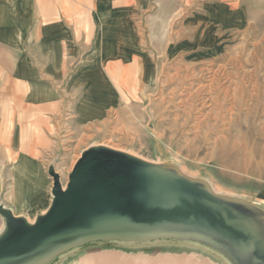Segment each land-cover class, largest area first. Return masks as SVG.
<instances>
[{
    "label": "rangeland",
    "instance_id": "obj_1",
    "mask_svg": "<svg viewBox=\"0 0 264 264\" xmlns=\"http://www.w3.org/2000/svg\"><path fill=\"white\" fill-rule=\"evenodd\" d=\"M147 27L158 76L145 85L136 70L120 75L118 105L100 121L79 124L73 106L70 121L55 124L56 150L43 158L66 186L82 152L106 145L176 166L218 195L256 201L264 191V0H159ZM42 196L17 187L18 209L32 210ZM107 242L132 248H110L103 263L88 264H170L159 249L186 243Z\"/></svg>",
    "mask_w": 264,
    "mask_h": 264
},
{
    "label": "crops",
    "instance_id": "obj_2",
    "mask_svg": "<svg viewBox=\"0 0 264 264\" xmlns=\"http://www.w3.org/2000/svg\"><path fill=\"white\" fill-rule=\"evenodd\" d=\"M158 1L0 0L1 205L34 222L52 202L49 168H58L43 157L56 150L55 124L70 121L73 106L79 124L100 121L118 105L120 75L136 70L145 85L149 76H158L147 27ZM24 186L44 194L32 210L18 209L16 189ZM249 203L264 208V191ZM4 228L0 214V234ZM99 243L68 251L51 264L103 263L107 251L132 248ZM174 246L159 249V257L170 264H228L201 246Z\"/></svg>",
    "mask_w": 264,
    "mask_h": 264
},
{
    "label": "water",
    "instance_id": "obj_3",
    "mask_svg": "<svg viewBox=\"0 0 264 264\" xmlns=\"http://www.w3.org/2000/svg\"><path fill=\"white\" fill-rule=\"evenodd\" d=\"M34 222L0 204V264H51L90 243L176 239L228 264H264V208L212 191L176 166L106 145L85 149Z\"/></svg>",
    "mask_w": 264,
    "mask_h": 264
},
{
    "label": "bare ground",
    "instance_id": "obj_4",
    "mask_svg": "<svg viewBox=\"0 0 264 264\" xmlns=\"http://www.w3.org/2000/svg\"><path fill=\"white\" fill-rule=\"evenodd\" d=\"M259 96H260V94H259ZM259 103V102H258Z\"/></svg>",
    "mask_w": 264,
    "mask_h": 264
}]
</instances>
